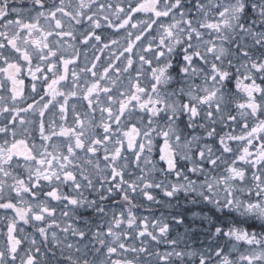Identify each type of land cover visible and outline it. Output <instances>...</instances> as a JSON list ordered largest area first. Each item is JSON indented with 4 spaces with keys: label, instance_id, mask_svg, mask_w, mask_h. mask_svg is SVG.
<instances>
[{
    "label": "clouds",
    "instance_id": "9594fccd",
    "mask_svg": "<svg viewBox=\"0 0 264 264\" xmlns=\"http://www.w3.org/2000/svg\"><path fill=\"white\" fill-rule=\"evenodd\" d=\"M0 264H264V0H0Z\"/></svg>",
    "mask_w": 264,
    "mask_h": 264
},
{
    "label": "snow or ice",
    "instance_id": "6c2138e0",
    "mask_svg": "<svg viewBox=\"0 0 264 264\" xmlns=\"http://www.w3.org/2000/svg\"><path fill=\"white\" fill-rule=\"evenodd\" d=\"M39 218V217H38Z\"/></svg>",
    "mask_w": 264,
    "mask_h": 264
}]
</instances>
